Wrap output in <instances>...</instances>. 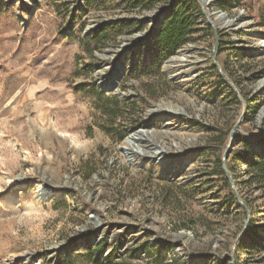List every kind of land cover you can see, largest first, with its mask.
<instances>
[{
	"label": "rangeland",
	"instance_id": "obj_1",
	"mask_svg": "<svg viewBox=\"0 0 264 264\" xmlns=\"http://www.w3.org/2000/svg\"><path fill=\"white\" fill-rule=\"evenodd\" d=\"M193 1L197 27L178 50L194 47L190 55L204 68L180 87L168 80L176 67L162 71L178 55L168 56L156 39L169 0H0V264H230L235 243L234 264H264V189L247 184L245 165L257 156L246 152V138L264 153V118L257 123L264 54L256 46L264 41V0H214L230 20L248 25L218 27L214 55L250 108L229 156L253 227L239 240L246 213L221 157L243 107L211 63L213 30L198 24ZM121 63L116 95L101 91L99 82ZM168 104L185 115L173 118L169 136L161 124L167 117L155 121L151 144L190 162L171 182L133 169L118 150L152 108ZM91 210L103 225L98 244L89 242Z\"/></svg>",
	"mask_w": 264,
	"mask_h": 264
},
{
	"label": "water",
	"instance_id": "obj_2",
	"mask_svg": "<svg viewBox=\"0 0 264 264\" xmlns=\"http://www.w3.org/2000/svg\"><path fill=\"white\" fill-rule=\"evenodd\" d=\"M199 6H200V10H201V14H202V18L199 21V25L202 26H209L211 27V29L213 30V35L215 38V45L213 46L212 49V57H211V63L213 64V66L217 69V71L221 74V76L224 78V80L228 83V86L230 87V89L234 92V94L238 97L239 101L242 104V112L241 115L239 117V119L237 120L236 124L233 126V128L231 129V131L229 132L228 135V144L223 148V152H222V157H221V169L222 172L225 176V178L227 179V181L229 182V185L231 187V190L233 192L234 197L236 198L238 205L240 206V208L242 210L245 211L246 213V222L243 226V229L241 231L240 237L238 238V240L244 235L245 231L247 230V228L250 225V212L247 209L246 205L243 203V201L241 200V198L238 195V192L235 188V181L234 178L232 176V174L230 173V171L227 169V161L228 158L235 146V134L237 132H239V127L243 121V119L245 118L246 114H247V108H246V102L241 98L240 92L238 91V89L234 86V84L230 81V79L224 74L222 73V70L220 68V66L216 63L214 55L215 52L217 50V46H218V17H222L224 19H226V23L230 24H234L235 27L233 28H241V25L244 24V22L240 21V20H230L228 18V15L223 13L220 10H217V3L214 1L213 3L211 2V0H195ZM240 15V14H239ZM163 15H161L159 17V20L157 21H153L152 22V26H158L160 24V21L163 19ZM86 32H89L88 30ZM145 33H140L137 34L136 36H134L133 38L135 40H139L142 39ZM125 45H123L124 47ZM126 49L130 48L128 46H125ZM182 50H178L176 52V54H180ZM125 53V52H124ZM105 54H107V52H105ZM173 57H171L170 59H168L162 66V71L166 72L167 69H169L168 64L173 62ZM101 68H103L104 70L106 69V67L102 66ZM124 67L123 64L121 63V65L119 67H114L111 75L113 76V80H112V84L114 85V87L118 86V82L120 81L123 71H124ZM110 80V76H106L102 79V84L98 86V88L100 89H104L105 88V84H108ZM168 80L169 81H173L174 77L171 75H168ZM261 83V82H260ZM259 83V84H260ZM259 84L257 85V93L264 95V87H259ZM163 104V103H161ZM160 104V105H161ZM160 105H157L156 107L152 108L148 114L145 115V117H150L139 129L136 130H129L128 133L129 135L125 138V140L123 141V145L118 147V150L120 152H124V157L125 159H128L129 156L132 155H139L142 159V161H148L151 162L154 166H161L162 167V171H161V175H163L166 171H168L170 168H173V166H175L177 163H175L177 160L178 161H182L183 165H182V169L184 170L185 168L188 167V154L186 155H182L180 157L176 156V155H172L169 154L168 148L165 147L162 144H155L152 145V133L154 132V130L150 129V126L155 122V121H160L161 117L166 116L167 119L170 116V112L169 111H162V109H160ZM178 111L176 112V115L180 116V114L185 115L184 110L179 108L177 109ZM182 112V113H181ZM264 107H262L258 113H257V123L259 124L261 122V120L264 118ZM166 123L165 121H161L162 124V130H164L167 126H165L164 124ZM134 135L138 136V137H134ZM139 136H142L141 138ZM129 139L133 140V144H130L128 142ZM246 140L249 142V145L251 148H253L257 153H260L259 148L258 147H254L255 142L254 141H250L248 138H246ZM145 144L150 145L149 148L146 147ZM145 145V146H144ZM129 149H128V147ZM139 146V147H138ZM138 147V149H136ZM147 149V151L145 150ZM155 178V177H154ZM164 181V180H163ZM166 182H171L169 180H166ZM94 215H98V212L95 210H91V213L88 215V220L91 221L93 219ZM94 227H95V231H94V236L93 237H97L101 234L102 232V228L103 225L100 223V221H98V219L95 221L94 223ZM180 236L183 235L182 233L179 234ZM101 240V239H100ZM90 244H94L91 240L89 241ZM238 242V241H237ZM121 244H118V252H117V257L119 258L122 253H119V249L121 248ZM236 244L233 246L232 251H231V255L229 257L230 259V264H234V259H233V254L235 251V247ZM60 252V251H59ZM109 253L103 251L102 256H107ZM60 254V253H59ZM26 259H21L20 262H22V264L25 263ZM56 259L52 260L51 264H54ZM196 259H192V261H195ZM29 264V262L27 263ZM31 264H39L38 259H31ZM190 264V263H187Z\"/></svg>",
	"mask_w": 264,
	"mask_h": 264
},
{
	"label": "bare ground",
	"instance_id": "obj_3",
	"mask_svg": "<svg viewBox=\"0 0 264 264\" xmlns=\"http://www.w3.org/2000/svg\"><path fill=\"white\" fill-rule=\"evenodd\" d=\"M211 2L213 3L214 0H211ZM217 19H218V26H219L220 29L228 30L229 27H235V25L232 24V23H230V24L226 23V19H224L222 17H218ZM247 26H248L247 23H244V24L241 25V28H247ZM256 46H257L258 52H261V53L264 54V41L259 39V38H257ZM195 51L196 50L194 49V47L188 46L180 54H178V56L173 57L174 58L173 62L168 64V67H170V68H172V67H176L177 68V70L173 74V77H174L173 81L180 87L186 86L190 81H192L196 77V75L199 72V70L204 68V61L203 60L199 59L196 55H190L191 53H193ZM104 71L105 70L103 68H100L96 72L97 76L98 75L101 76V74ZM112 80H113V78H110L109 83L105 84L104 90H105L106 93H111V94H115L116 95V92L118 91V88L114 87V85L112 84ZM99 84L101 85L102 82H99ZM259 87H264V81L259 84ZM100 90L102 91L103 88L100 89ZM160 109H162V111H169L170 112V116H169L168 119H166V123L164 124L165 126H167L165 128V130H164V133L169 136V134H170V126H172L173 118H178L179 117L178 115H176V112L178 111L177 109H179V108H176L175 106H169V104H168V105H165L164 107H161ZM171 134H173V133L171 132ZM135 136L136 135H134V137ZM136 137H138V136H136ZM139 137L141 138L142 136H139ZM183 138L187 139V137L181 136L178 140H181ZM128 142L130 144H133V140L132 139H129ZM138 147L136 149H138ZM128 149H129V147H128ZM173 150L174 151H179V149H177V150L173 149ZM121 155L124 156V152H121ZM123 161H124L125 164L131 165V167L133 169H141L143 171H147V172L152 173L153 176L155 177V179L159 180V181H161V180L162 181L163 180L164 181H166V180H169V181L178 180L180 178L182 172L184 170H188L189 167H190L189 166L190 162L187 160L188 161V167L183 170L182 169L183 163H182V161H179L175 166H173V168H170L163 175H161V171H162V167L161 166H154L151 162L142 161V159H141V157L139 155L129 156L128 159L124 158ZM97 219H98V215H94L93 219L91 220V222L95 223V221ZM102 236H103V234L101 232V234L99 236L93 237L91 239V241L94 244H98L100 239L102 238ZM125 248H127V243L123 241L122 244H121V248L119 249V253L124 252ZM105 252H108V250H106ZM28 261H29L28 258H26L24 264H27Z\"/></svg>",
	"mask_w": 264,
	"mask_h": 264
},
{
	"label": "trees",
	"instance_id": "obj_4",
	"mask_svg": "<svg viewBox=\"0 0 264 264\" xmlns=\"http://www.w3.org/2000/svg\"><path fill=\"white\" fill-rule=\"evenodd\" d=\"M195 4L193 0H169L167 6L169 8L168 14L156 35V39L159 42L160 47L167 52L168 56H171L174 52H177L179 47L187 43V37L194 33L197 27V21L190 14L192 6ZM164 18V17H163ZM247 112H249V101L246 100ZM246 152L252 154L251 150L257 155L255 160L245 161L246 174L251 175L247 184L250 182H256L259 188L264 189V153L260 151L257 153L250 145H245ZM236 161V157L227 161V168L230 173L233 174L232 164ZM227 180V179H225ZM253 232V227L249 225L244 233V237H249ZM163 250L171 251L170 245H161ZM136 251H131L132 255ZM107 262L112 261V255L106 259ZM113 264H125L124 262Z\"/></svg>",
	"mask_w": 264,
	"mask_h": 264
}]
</instances>
